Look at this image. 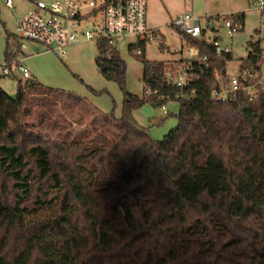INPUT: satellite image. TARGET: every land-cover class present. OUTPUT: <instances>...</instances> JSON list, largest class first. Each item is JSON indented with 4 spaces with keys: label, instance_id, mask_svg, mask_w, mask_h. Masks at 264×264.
<instances>
[{
    "label": "trees",
    "instance_id": "obj_1",
    "mask_svg": "<svg viewBox=\"0 0 264 264\" xmlns=\"http://www.w3.org/2000/svg\"><path fill=\"white\" fill-rule=\"evenodd\" d=\"M234 21L242 29L244 14ZM189 38L208 65L191 60L193 77L181 87L167 81L166 61L142 52L144 97L126 90L116 45L98 40L97 67L123 89L124 115H102L115 121L111 136L52 143L56 159L47 142L26 144L22 118L36 95L66 90L15 74V95L0 85V264H264L261 41L250 40L240 60L257 74L247 80L260 88L257 99L240 92L220 100L211 92L228 83L232 51L217 54L212 42ZM13 39L8 59L23 41ZM151 101L180 103L177 127L160 140L127 116Z\"/></svg>",
    "mask_w": 264,
    "mask_h": 264
},
{
    "label": "rangeland",
    "instance_id": "obj_2",
    "mask_svg": "<svg viewBox=\"0 0 264 264\" xmlns=\"http://www.w3.org/2000/svg\"><path fill=\"white\" fill-rule=\"evenodd\" d=\"M34 1L36 0H13V5L8 6L5 0H0V72L7 58L6 49L15 42L13 34L17 35V23L25 19ZM44 1L50 5L58 0ZM59 1L64 5L65 0ZM78 2L77 7L81 10L87 8V0ZM261 6L260 0H147V23L150 28H156L157 37L147 39L144 46L132 49L129 44L136 42L135 37H129L116 45L127 64L126 90L139 97H144L147 93V86L143 81V63L141 56L136 53L137 49H141L149 60L166 61L170 67L176 68L180 65L178 60L190 56L189 48L183 43L174 25L177 18L186 14L200 17L207 38L214 39L219 35L221 44L232 51L233 59L227 65V72L231 76L238 74L240 60H247L248 42L261 41L260 74L264 82V7ZM237 14H244L242 29L234 30L222 25L226 19L234 20ZM84 24L85 28H94L90 23ZM229 30L232 31V36L229 35ZM13 48L12 58L24 59L33 77L47 87L66 90L50 92L47 100H37L36 95L25 104L22 121L26 130L24 139L28 146L45 141L52 147L53 158L56 159L58 154L53 148L54 142L91 139L98 132L111 136L117 131V127L112 125L115 121L108 125L103 116L113 114L122 117L125 94L117 81L105 77L98 69L96 39L79 40L67 48L66 54L29 41H25L24 47L15 44ZM18 82L14 76H4L0 85L11 95H15ZM89 86L97 92L92 91ZM67 93L79 95L86 101H75ZM166 106L167 113L162 106H157L152 116H147L141 108L132 110L127 116L146 127L154 139L160 140L178 125L180 103L169 101ZM8 191L13 200L14 188L10 186Z\"/></svg>",
    "mask_w": 264,
    "mask_h": 264
},
{
    "label": "built area",
    "instance_id": "obj_3",
    "mask_svg": "<svg viewBox=\"0 0 264 264\" xmlns=\"http://www.w3.org/2000/svg\"><path fill=\"white\" fill-rule=\"evenodd\" d=\"M79 0H65L64 5L61 1H56L48 5L44 0H36L33 7L29 10L24 20L17 23V35L23 40L34 44H42L49 49L59 50L66 54L67 48L74 45L79 40L84 39H106L112 44L117 45L126 41L129 37H135L136 42H131L130 46H136L141 42H146L154 36L157 37L156 28H150L147 23V0H87L88 6L81 10L78 6ZM82 1V0H81ZM86 2V0H83ZM6 5L12 6L13 0H5ZM263 8L264 2L260 0ZM85 22L90 23L94 28H85ZM183 43L189 48V57H184L183 64L178 68L168 67L165 76L168 82L178 84L183 87L189 84L192 74H189V64L191 60L197 59L208 65L207 55L202 54L193 45L191 38H205L212 42L217 54L228 52L230 49L224 47L219 40V35L214 39L207 38L206 29L201 26L200 17L193 14L180 16L175 20ZM223 26L238 30L239 23L226 19ZM232 36V31L229 30ZM143 51L137 49L136 53ZM14 53V51H13ZM1 74L12 76L19 75L23 80L29 79L32 74L24 59L6 58L1 66ZM179 74V75H177ZM215 72V76H219ZM179 76V77H178ZM257 74L249 69L239 70L237 75L228 76V83L221 84L212 89L211 95L220 100L236 97L240 92L248 94L250 100H256L260 88L257 85H250L247 80H253ZM262 82V81H260ZM164 112L167 113V106L163 105Z\"/></svg>",
    "mask_w": 264,
    "mask_h": 264
},
{
    "label": "water",
    "instance_id": "obj_4",
    "mask_svg": "<svg viewBox=\"0 0 264 264\" xmlns=\"http://www.w3.org/2000/svg\"><path fill=\"white\" fill-rule=\"evenodd\" d=\"M157 107L156 102H146L145 104L142 105L141 110L147 115V116H152L154 113V109Z\"/></svg>",
    "mask_w": 264,
    "mask_h": 264
},
{
    "label": "crops",
    "instance_id": "obj_5",
    "mask_svg": "<svg viewBox=\"0 0 264 264\" xmlns=\"http://www.w3.org/2000/svg\"><path fill=\"white\" fill-rule=\"evenodd\" d=\"M29 68V67H28ZM33 76V75H32Z\"/></svg>",
    "mask_w": 264,
    "mask_h": 264
}]
</instances>
